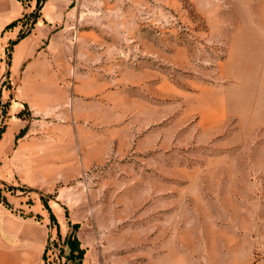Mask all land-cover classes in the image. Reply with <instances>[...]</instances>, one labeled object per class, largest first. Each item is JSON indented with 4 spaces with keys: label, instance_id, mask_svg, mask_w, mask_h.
<instances>
[{
    "label": "rangeland",
    "instance_id": "obj_1",
    "mask_svg": "<svg viewBox=\"0 0 264 264\" xmlns=\"http://www.w3.org/2000/svg\"><path fill=\"white\" fill-rule=\"evenodd\" d=\"M62 1L58 83L91 165L40 196L0 159L15 211L85 196L59 202L45 264H264V0Z\"/></svg>",
    "mask_w": 264,
    "mask_h": 264
},
{
    "label": "crops",
    "instance_id": "obj_2",
    "mask_svg": "<svg viewBox=\"0 0 264 264\" xmlns=\"http://www.w3.org/2000/svg\"><path fill=\"white\" fill-rule=\"evenodd\" d=\"M62 2L0 0V103L6 101L2 59L10 44L9 74L15 84L0 135V159L3 169L18 171L19 180L39 189L40 196L54 192L58 182L70 180L91 165L89 129L67 113V87L58 83L66 69L57 64L59 60L64 65V60L53 30L65 17ZM24 106L32 112L31 122L20 116ZM63 190L51 200L55 205L41 198L43 202L27 214L6 206L0 198V264H45L47 230L58 228L51 221L60 218V228L70 227L59 202L85 201L83 194Z\"/></svg>",
    "mask_w": 264,
    "mask_h": 264
},
{
    "label": "built area",
    "instance_id": "obj_3",
    "mask_svg": "<svg viewBox=\"0 0 264 264\" xmlns=\"http://www.w3.org/2000/svg\"><path fill=\"white\" fill-rule=\"evenodd\" d=\"M50 240H51V241H52V240L54 241V237H53V235H51ZM49 244L51 245V247H53V250H54V246H53L54 243H51V242H50ZM51 247L49 248L50 250L52 249Z\"/></svg>",
    "mask_w": 264,
    "mask_h": 264
},
{
    "label": "trees",
    "instance_id": "obj_4",
    "mask_svg": "<svg viewBox=\"0 0 264 264\" xmlns=\"http://www.w3.org/2000/svg\"><path fill=\"white\" fill-rule=\"evenodd\" d=\"M12 24H14V23H12ZM11 25H9V27H10Z\"/></svg>",
    "mask_w": 264,
    "mask_h": 264
}]
</instances>
